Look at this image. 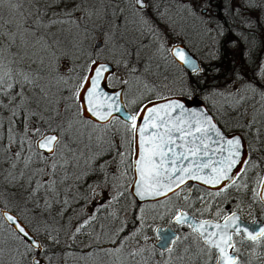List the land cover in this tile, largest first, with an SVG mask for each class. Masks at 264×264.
Returning a JSON list of instances; mask_svg holds the SVG:
<instances>
[{"label":"snow or ice","instance_id":"1","mask_svg":"<svg viewBox=\"0 0 264 264\" xmlns=\"http://www.w3.org/2000/svg\"><path fill=\"white\" fill-rule=\"evenodd\" d=\"M94 2L101 7H89L88 0H71V7H67V0H52L57 6L65 4V7L50 14L52 3L43 7L45 0H0V264H57L54 258L67 264L65 257H71L72 253L66 249L71 245L65 241L63 248H57L59 235H53L48 227H44L41 233L39 225L41 219L52 212L53 205H61L56 212L61 217L70 207L68 199L60 198L58 185L68 179L69 165L80 167L81 160L87 164L114 153L111 161L105 160L93 171L103 173L109 163L117 161L125 169H134L139 177L134 182V195L141 201L161 196L171 200L169 193L187 201L188 194L180 197L179 190L188 181L215 187L214 196L220 197L229 187L246 188V183L237 184V179L258 166L253 154L258 156L264 148L259 129L254 134L259 147L251 144L245 135V131L257 123L255 119L240 125V131L234 130L229 135L210 114L191 107L200 101L210 69L198 64L182 47L173 46L167 51L180 66L190 69L184 85L188 94L177 98L149 96L147 102L142 95L139 101H131V104L138 105V109L126 113L121 105L123 86L129 81L118 80L116 71L137 74L134 58L138 52L128 46L130 42L120 31L125 22L123 10H110L106 0ZM125 2L132 6L133 15H140L142 23L150 25L146 11L149 7L155 8L154 3L150 4L149 0ZM5 4L16 18L4 19ZM232 10L250 27L264 28V19H261L264 0H238ZM93 16L97 19L108 17L106 27H98L95 23L90 25ZM91 32L97 33L93 37L97 44L86 54L85 62L77 66L71 53L73 50L83 52V42ZM218 34L227 39V34ZM228 44L233 49L238 47L235 40H229ZM105 48L113 57L115 66L107 59H101ZM117 52L121 54L119 60H115ZM65 63L67 79L63 69ZM260 74L264 76V69ZM46 79L49 85L56 80L66 87L71 79L73 86L69 88V96H60L53 101L50 91L41 83ZM109 81L119 83L121 89L113 87L112 91H107L112 87ZM260 94L264 99V90ZM42 104L45 105L43 108ZM49 111L52 114L45 116L44 113ZM49 129L55 134H45ZM83 129L91 131L86 134ZM98 129H104L106 134L111 131L112 135L106 141L105 137H95L97 143L94 145L93 133ZM117 136L120 139H116ZM105 142L106 152L93 150ZM129 145L133 146L135 157L131 163L125 152ZM86 152L90 155L86 156ZM258 160L264 162V156H258ZM34 163L43 167L29 172ZM4 164H8L7 169L3 168ZM124 174L121 171V175ZM82 175L76 178L81 179ZM108 183L107 177L101 181L102 185ZM258 185L264 188V178L258 181ZM5 188L10 193L8 198L4 196ZM89 189L93 196L102 194L95 185H90ZM122 195V192L116 193L109 198L108 205L93 204L90 214L83 218L77 216V223L67 233L68 239L75 241L76 236L86 233L90 226L95 230L98 214ZM255 197L264 203V191L254 190ZM165 207L166 211L157 213L152 219L154 222L167 220V228L147 225L143 215L134 217L133 222L140 221V224L130 235H121L127 227L124 222L119 228L98 225L100 231L93 236V242L76 257L79 264H97V261L102 264H183L185 260L195 262L197 257L201 258L202 264H209L214 251L216 264H242L234 237L255 245L264 243V226L256 227L255 219L245 224L237 212L223 216L221 224L213 220L197 222L195 216H190L174 203ZM137 209L140 213L145 211L139 206ZM110 215L116 218L115 211ZM173 224H187L194 238L202 241L203 247L195 254L191 253L190 247H185L178 255V242L189 237L177 236ZM145 227L151 228L157 240L148 248L137 239L138 235L144 241L149 239L143 235ZM39 235L47 238V246L38 239ZM145 252L148 256H144ZM57 253L61 255L57 257ZM156 256L160 259L155 260ZM205 256L207 259H203Z\"/></svg>","mask_w":264,"mask_h":264},{"label":"rangeland","instance_id":"2","mask_svg":"<svg viewBox=\"0 0 264 264\" xmlns=\"http://www.w3.org/2000/svg\"><path fill=\"white\" fill-rule=\"evenodd\" d=\"M152 1L153 0H149V3L152 4ZM116 2L118 3L120 9L123 10V15L125 17V22L120 31L123 32L126 40L130 42L128 46L135 48L138 52V56L134 58L138 69L137 74L126 75L122 70L117 69L116 71V77L118 80L127 79L129 81L127 86H123V102L125 107L130 112H135L138 109V105L131 104V101L134 99L139 101L142 95L145 98L144 101H146L149 96L154 98L156 95L188 94V90L184 86L188 81V76L182 71L183 68L180 69V67H178L179 65L172 59L167 51V49H169V47L174 43L183 44L191 53L195 55L199 64L207 66L210 69L207 82L203 86V92L200 94V98L209 106L210 109L214 110L219 107L221 101L228 102L232 100L250 107L253 104L245 99H250L249 97L252 95L254 96L255 92H257V98L261 96L260 91L264 90V76H261L260 74V70L264 69V28L259 26L250 27L248 24L243 23V17L232 10L233 4L237 3L238 0H218L216 3L220 6L223 2L224 6H227L233 12L235 19L233 23H230L233 27L236 26L244 30L250 28L256 31V36H258V39L260 40V46L255 56V59H257L256 66L252 71L243 66L246 63V59L250 57V53L248 54L244 50L242 55L239 54L240 58H245L242 60L239 59L237 55V52L239 53L240 50L239 47L233 49L231 46H228L226 50H220L222 36L218 34L219 29L216 28L219 24V14L213 9L210 8V10L206 11L205 14L200 13L201 15H199V12L197 14H194L193 12L192 14V12L188 11L186 14V12H184L185 8L182 0H161L157 10H154L151 7L147 9L146 18L150 21V25H144L140 15H133L132 6L129 3L125 2V0H116ZM49 3H52V0H45L43 7H48ZM113 5H116V3L106 0V6L109 7V9L111 6L113 7ZM88 6L91 8L101 7V5L99 3H95L94 0H88ZM25 7H28V5H25ZM64 7L65 4L57 6L55 3H52L49 13L51 14L52 11H59L60 8ZM67 7H71V0H67ZM241 11H243V9ZM3 15L5 20L16 18L15 13L8 11L7 4L4 5ZM76 15L81 14L76 13ZM245 15L247 14L245 13ZM208 18L210 20H215L212 21L214 29H211V26H209L210 24L207 22ZM107 19V17L97 19L93 16L92 20L89 21V24L91 25L95 23L98 27L101 25L106 27L105 21ZM261 19H264V16H262ZM236 27L234 28V31L237 30ZM95 36H97V33L91 32L89 38L84 40L83 52L79 50L72 51L71 55L74 57L75 65L79 66L85 62L86 54H89L96 46L95 43L97 39L93 38ZM226 43L227 41L223 42V45ZM214 49L215 51H213ZM220 52L227 53L225 60L221 63H210L215 56L220 57ZM101 59H107L115 66L113 57L107 53L106 48L101 53ZM119 59H121V54L117 52L115 54V60ZM63 69L65 78L67 79L68 74L66 63L63 64ZM41 83L46 90L50 91L51 99L53 101L60 96L67 98L70 94L69 88L73 86V81L71 79H68L67 87L62 82H58L56 80H52L50 85L47 79ZM109 83L112 85L111 88L121 86L119 83H114L113 81H109ZM45 104H47V102H45ZM44 106L45 105L42 104L41 108ZM258 106L263 107L261 105ZM256 111H259L258 107ZM51 114V111L44 113L45 116H50ZM36 123L38 124L39 121H36ZM77 127L80 126L77 125ZM116 127H119V125H116ZM114 130L115 129L112 131ZM83 131L87 134L91 131V129H83ZM46 132L52 131L49 129L46 130L45 133ZM111 135V131L106 134L104 129H98L93 133L94 138L99 136L108 139ZM116 139H120V136H117ZM85 142H87V139ZM37 167H43V165L34 163L32 168L29 169V172L35 170ZM3 168L7 169L8 164H4ZM57 179H59V177H57ZM124 180L126 184L128 178H125ZM58 188L60 192L63 193L62 199L66 198L71 200L69 173L68 179L65 180L63 184H59ZM230 190H234V187H229L226 193L230 192ZM109 191L110 190H108V193ZM9 195L10 193L7 188H5V198H8ZM170 201L166 199L158 203H143V205L141 204L139 206L140 208L145 209L143 213H140L137 207L135 210L131 209V205H125V207L121 210H118L112 204L110 207L106 206L105 210L98 214V218L94 222L95 230H93V226H90L86 233L78 234L75 241L69 240L67 233L70 231V227L77 223V216L83 218L84 216L90 214L91 209H85L82 207L79 208V210H75L72 209V206L70 205L61 217L56 215V212L60 209L61 205L59 208L53 205L52 212L46 214L41 219L39 227L41 233L43 232L44 227H48L52 230L53 235H59L60 245H57V248H63L65 241H67L71 247L66 249V252L72 253L71 257H65L67 259V264H79L76 257L80 255L81 250H87V244L93 242V236L96 232L100 231L98 225L105 224L111 226L112 228H119L121 223L124 222L127 224V227L121 235H130L139 228L140 224V221H136L135 223L133 222L134 217L143 215L146 224L151 225V227L154 228L156 225H161V221L154 222L152 217L157 213L166 211L165 206L171 205ZM125 202L129 201L126 200ZM106 205H108V203ZM113 211L116 213L115 219L110 215ZM212 213L215 214L213 211ZM53 217H55V219H53ZM44 221H47L46 225L44 224ZM143 235H147L149 239L144 241L141 235H138L137 239L140 240V243L145 248L154 245L153 240L155 238L151 228L145 227L143 229ZM38 239H40L46 246L49 243L47 238L43 235H39ZM130 243H134V241H130ZM258 246H261V249ZM182 250V242H178L177 254H181ZM60 255L61 253H57V257ZM144 256H148V252H145ZM54 259L57 264H63V260H59L57 258ZM154 259L159 260L160 257L156 256ZM243 261L245 260H242V264H244ZM250 261L251 264H264V243L260 245L253 244ZM89 264H91V262H89ZM97 264H102V261H97ZM183 264H185V262H183Z\"/></svg>","mask_w":264,"mask_h":264},{"label":"flooded vegetation","instance_id":"3","mask_svg":"<svg viewBox=\"0 0 264 264\" xmlns=\"http://www.w3.org/2000/svg\"><path fill=\"white\" fill-rule=\"evenodd\" d=\"M218 0H182L184 4V8L186 14L188 12H194L199 15L205 14L206 11H209L210 8L216 7L218 4L216 3ZM189 5H193L192 8H189ZM205 5H208L205 7ZM197 10V11H196ZM214 10V9H213ZM216 11V10H214ZM201 13V14H200ZM228 15H233V12L229 9L226 12ZM201 19V18H200ZM235 18L232 19L234 21ZM209 26L211 29L213 28L212 21L214 19H207ZM200 21V20H199ZM230 22V21H228ZM215 27V26H214ZM237 29H240L237 27ZM242 31L244 29H241ZM247 38V37H245ZM232 40V39H231ZM242 44H238L240 48L239 54L242 55L243 51L245 50L249 54V49L251 48V42H241ZM183 45V44H182ZM184 46V45H183ZM230 46L228 41L225 45L220 44V50H226ZM185 47V46H184ZM186 48V47H185ZM187 49V48H186ZM236 49V48H235ZM188 50V49H187ZM189 51V50H188ZM215 51V49L213 50ZM190 52V51H189ZM191 53V52H190ZM192 55H194L192 53ZM220 57H214L210 63H221L225 60V56L227 53H221ZM195 56V55H194ZM197 59V58H196ZM239 59H242L239 57ZM243 58L242 60H244ZM198 61V60H197ZM180 67V66H178ZM180 69H182L180 67ZM183 72L186 74L185 70L182 69ZM121 87V86H119ZM111 88V87H110ZM261 92V91H260ZM255 95L250 96V99H245L246 101L251 102L253 105L250 107L245 106L244 104L237 103L235 101H228L220 103V106L215 108L214 110L210 109L207 104L204 103L206 109L208 110L209 114L214 118L215 121L219 122V125L225 132L229 135L236 130L240 131V125L246 124L249 121L255 119L257 123L253 126L251 130H246L245 135L248 137L249 142L253 145L259 147V141L255 139V132L256 129H259L260 140L264 141V100L261 98H257ZM124 104V102H123ZM261 105L263 107H259ZM125 106V105H124ZM257 107L259 111H256ZM125 109L130 112L126 107ZM123 130L121 129V132ZM86 140V139H85ZM107 139L105 138V141ZM92 143L95 145L97 141L95 138L93 139ZM132 145H129L125 152L128 154V162H132ZM94 151H107V143L99 144L98 147L93 149ZM90 155V153L86 152V156ZM115 154L113 153L112 156L104 155L101 159L96 160L94 162H89L87 164L84 163V160H81L80 167H73L69 165V177H70V184H71V191H70V205L72 209L79 210V208L91 209L93 204L99 203H109V198H111L116 193L122 192L123 195L120 196L118 201H113L111 204L115 206L118 210H121L125 207V205H131V209L135 210L137 206H140L143 203H137L134 201L133 197L128 191L129 184L132 179V169L131 168H124V165L119 164L117 162H112L107 165L105 172H96L93 169H96L100 163H103L105 160H112V157ZM258 156H264V148H261ZM257 154H253V160L258 162V166L251 168L247 175L242 176L237 179V184H240L242 181L246 183L247 187L242 189H237L234 187V190H230V192L225 193L220 197L214 196L215 190H210L199 186L194 183H186V185L182 186V190L180 191V197H184L185 193L188 194L187 201L183 199H177L176 197L172 196V194H168L171 197V204L174 203L177 207L182 208L184 211L188 212L191 216H195L197 220H213L214 222L220 223L223 221V216L229 215L230 212H237L238 215L241 217V220L245 222V224H250L254 219L257 221L256 227L264 226V203L260 202L258 197L254 198V190L260 191L261 187L258 185V181L261 178H264V162L258 160ZM121 171L125 174L121 175ZM82 175L81 179H77V175ZM108 178L109 183L107 185H102L101 181ZM125 178H128L127 183L125 184ZM95 185L97 187V191L102 193L101 195L93 196L90 192L89 186ZM103 189V191H102ZM114 189V190H113ZM108 190L109 193H108ZM63 193L60 192V198L62 199ZM88 198V199H86ZM128 200L129 202H125ZM166 200V198H161L159 200H155L152 202H144V203H158L160 201ZM57 208L60 205H55ZM209 211H203L204 209H209ZM219 209V216H217V210ZM215 212V214L212 213ZM162 226L168 225L167 220L160 223ZM172 228L176 231L177 236L185 237L188 236L187 240H182V247H190L191 253L195 254L199 251L200 247H203L202 241H197L194 236L192 235L191 228L188 227L187 224L185 225H172ZM184 232H183V229ZM182 231V232H181ZM237 243L236 247L240 249V260L243 261L244 264H251V251L253 248V244L248 241L241 242V238L234 237L233 238ZM155 240V239H154ZM153 240V242H154ZM261 249V246H258ZM60 248V247H58ZM231 251V250H230ZM216 253L213 252V256L209 261V264H216ZM203 259H207L205 256ZM249 261V262H246ZM185 264H202L201 258L197 257L195 262L191 260H185Z\"/></svg>","mask_w":264,"mask_h":264},{"label":"trees","instance_id":"4","mask_svg":"<svg viewBox=\"0 0 264 264\" xmlns=\"http://www.w3.org/2000/svg\"><path fill=\"white\" fill-rule=\"evenodd\" d=\"M112 1L113 3H116V5H113V7L111 6V10H119L120 7L118 5V3L116 2V0H110ZM156 7L153 8L151 7L152 9L154 10H157L158 7H159V3L161 2V0H153L152 1ZM223 2L221 3V5H217L216 7L212 8L214 10H216L215 12L218 13V21H219V24L218 26H216L217 29H219V33H225L227 34V39H225V37L223 35L221 40H222V44L223 42H226V41H229V40H235L237 41L238 44H242L241 42H244V40H246V42H251V48L249 49V53H250V57H248V59H246V63L245 65H243L244 67H247L250 71H252L255 66H256V62H257V59H255V56L257 54V51H258V48L260 46L259 44V39H258V36H256V31L253 30V29H245V30H241V29H237L236 31H234L235 27L232 26V24L230 23H233L232 19L234 18L233 15H228L226 12L229 11V8L227 6H224ZM109 6V5H108ZM108 18V17H107ZM230 21V22H228ZM237 28V27H236ZM247 37V38H245ZM252 54V56H251Z\"/></svg>","mask_w":264,"mask_h":264},{"label":"water","instance_id":"5","mask_svg":"<svg viewBox=\"0 0 264 264\" xmlns=\"http://www.w3.org/2000/svg\"><path fill=\"white\" fill-rule=\"evenodd\" d=\"M95 44H97V41H96V43ZM173 46H179V47H182V48H184L185 49V51L186 52H188V53H190L182 44H180V43H174V44H172L169 48H171V47H173ZM170 54V53H169ZM190 55H191V58H193V59H195L196 61H197V59H196V57L194 56V55H192V53H190ZM170 56H171V54H170ZM172 57V56H171ZM173 59V58H172ZM179 66H180V64H179V62L178 61H175ZM197 63H198V61H197ZM199 64V63H198ZM181 68H183V70H185L186 72H189L190 71V69H188L186 66H184V67H182V66H180ZM116 90H120L121 89V87H117V88H115ZM107 91H112V88H109V89H106ZM170 96H172L173 98H177V97H181V96H183V95H179V94H172V95H170ZM144 102H147V100L146 101H144ZM187 106V105H186ZM121 107H124L125 108V106H124V104L122 103V105H121ZM192 108H198V110H200V111H204V112H206V113H208L209 114V112H208V110L206 109V107H205V105H204V103L202 102V100L200 99V101H198L197 102V104H193L192 106H191ZM125 112L127 113L128 111L125 109ZM117 115H121V114H117ZM45 134H55V133H53V132H46ZM41 151H43V150H41ZM135 157L133 156L132 157V160L134 159ZM205 159H208L207 157L205 158ZM212 159L214 160V159H216V157H212ZM205 171H208V170H205ZM139 179V177H138V174L134 171V169H132V179H131V182H130V184H129V188H128V191H129V193L131 194V196L133 197V199L137 202V203H144V202H152V201H155V200H159V199H161V198H164L163 196H161V197H159V198H155V199H152V198H150V199H146V200H143V201H141L138 197H136L135 195H134V189H135V184H134V182L136 181V180H138ZM187 183H194V184H197V185H199V186H202V187H204V188H207V189H210V190H215V189H217V188H215V187H212V186H210V185H203V184H201L200 182H197V181H188ZM223 185H221V186H218V187H222ZM261 190L260 191H264V188H260ZM170 194V193H169ZM190 215V214H189ZM191 216V215H190ZM196 221L198 222L199 220H197L196 219ZM221 224H223V221L222 222H220ZM157 226V225H156ZM155 226V227H156ZM169 225H165V226H163V227H165V228H167ZM174 230V229H173ZM210 230H215V229H210ZM175 231V230H174ZM175 233H176V231H175ZM153 235H154V238H155V240H154V245L157 243V240H156V236H155V234L153 233ZM176 235H177V233H176Z\"/></svg>","mask_w":264,"mask_h":264},{"label":"bare ground","instance_id":"6","mask_svg":"<svg viewBox=\"0 0 264 264\" xmlns=\"http://www.w3.org/2000/svg\"><path fill=\"white\" fill-rule=\"evenodd\" d=\"M135 201V200H134ZM154 203V202H153ZM149 204V203H148ZM143 205V204H142Z\"/></svg>","mask_w":264,"mask_h":264}]
</instances>
